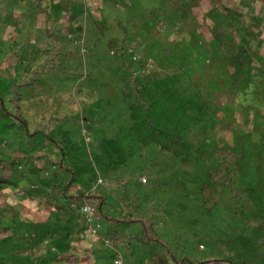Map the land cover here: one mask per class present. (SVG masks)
I'll list each match as a JSON object with an SVG mask.
<instances>
[{"label": "rangeland", "instance_id": "1", "mask_svg": "<svg viewBox=\"0 0 264 264\" xmlns=\"http://www.w3.org/2000/svg\"><path fill=\"white\" fill-rule=\"evenodd\" d=\"M155 1L109 0L107 3L112 5L105 7V0H70V13L59 17L54 26L57 28L63 22L75 25L83 20L85 35L81 32V39L75 37L74 42L72 39L62 40L59 43V63L47 68L43 61L51 57L53 48L50 38L45 36L42 29L40 15L33 11L32 4L20 0L13 15H8V20H0V91L6 87L7 93L10 90L9 83L18 81L24 70L27 69L23 76L25 80L33 76L31 71L37 72V81L23 90L22 97L24 114L31 132L35 128H45L58 139L68 159L79 164L88 161L96 169L98 165L105 166L115 153L123 150V145L119 146L123 129L133 125L131 113L137 101L128 89L127 80L132 75L140 77L142 83L149 84L152 90L158 84L172 81L170 84L174 86L170 88H173L176 96L177 92L179 96L182 95L180 91L189 84L201 87L202 95L210 105L213 104L208 109L212 119L206 115L205 107L201 104L196 110H192L190 105L184 106V110L189 109L199 119L198 127L190 129L186 135L192 152L204 136H214V143H228L239 148L240 137L252 133L260 122L264 125V77L259 74L254 78V83H249L241 75L237 92H222L220 88L227 85L224 81L226 70L223 71L226 65L222 58L224 54L215 44L205 50V39L199 31L195 33V39L190 40L191 37H185L161 17L149 25L136 23L125 33L115 24V20H125L128 6L133 7L135 4L137 11L145 12ZM214 1L202 0V6L194 8L200 23L204 19V13L212 9ZM220 1L238 9L243 16L242 22H237L239 25L244 23L259 32V37L252 41L256 51L252 61L261 73L264 71V14L261 19H255L247 3L249 1L251 5L252 0ZM255 1V7L260 8L263 5L264 13V0ZM45 4L50 6L48 1ZM79 12L87 19L90 18L89 13H93L97 22H87L86 18L81 19L80 14L75 18L74 14ZM103 16L107 17L104 34L100 30ZM207 21L211 23V19ZM119 38L123 41H119ZM114 39L118 41L117 45L122 42L126 47L125 54L130 67L116 61L118 49L108 47V42ZM165 48L171 49V52L166 53ZM19 54L23 59H28V64L22 63ZM213 55L218 58H212ZM221 61L224 63L222 68ZM120 66L123 67L122 71L119 70ZM169 77L173 78L169 81ZM194 91L196 93L197 89L190 88L186 93L199 102L200 97ZM213 106H218V116H215ZM82 114L91 120L84 122L85 119H81V123H77L73 117ZM5 136L6 140L3 141L2 137ZM24 137L25 132L18 126L10 129V132L6 130V133L0 135V153L4 156L27 154L31 149L29 145L26 146L30 139L23 143ZM117 142L118 145H115ZM31 143L34 144V141ZM126 144L139 146L141 141L130 139ZM246 144L251 146L252 142ZM42 146L36 148V159L26 160L23 170H29L34 178V172L41 169V177L55 179L62 171H58L51 162L58 158L60 148L49 144ZM153 150L152 146L138 150L132 158H128V166L124 163L114 173L115 178L111 179L113 183L106 190L112 204L120 203L123 206L124 203L137 201L140 204L138 208L123 206V212L146 211L156 221L160 220L158 231L167 238L178 256H187L193 260L208 256H226L232 258L235 264H264V239L259 238L264 229V213L260 211V206H264V160L260 152L243 161L242 172L237 176L234 187L226 189L217 206L208 213L202 204L200 192L206 169L195 153L185 161L177 159L172 162L168 159V167H171L168 168V157L156 155ZM45 154L51 159H46ZM174 162L175 166L172 164ZM257 162L260 167L256 169ZM54 171L58 174H54ZM122 177L125 181L119 179ZM117 179L119 183L116 182ZM136 179L148 185V188L138 185L143 190H135L130 187V183H136ZM101 180L99 178L98 183L101 184ZM124 184L127 186L126 190L122 188ZM232 189L236 193L235 201ZM14 192L7 199L16 207L22 208L18 219L25 223L24 226L30 231L31 224L37 221L44 224L42 230L49 228V210L38 205L36 201H22L25 198L23 193L16 194V189ZM5 200V196H0V203ZM104 222L106 228L107 223ZM101 227L103 228L102 225ZM123 235L126 237L127 234ZM95 239L89 229L75 240L73 252L69 256L70 262L107 263L110 257L105 250L99 253L92 250ZM126 243L134 253L130 257H124L125 262L146 264L147 252L149 255L151 248H137L138 245L132 240ZM50 247L51 242L42 243L37 250L38 255L52 256ZM28 262V258H24L20 263ZM0 263L12 264L11 257L0 260ZM64 263L69 264L67 260Z\"/></svg>", "mask_w": 264, "mask_h": 264}, {"label": "trees", "instance_id": "2", "mask_svg": "<svg viewBox=\"0 0 264 264\" xmlns=\"http://www.w3.org/2000/svg\"><path fill=\"white\" fill-rule=\"evenodd\" d=\"M25 1L28 4L31 3L33 11L40 15L44 34L51 40L53 54L43 61L44 67L58 64L62 40L72 39L74 42L75 37L81 39L80 33L84 32L83 20L75 25L63 22L56 28L54 23L58 21L59 17L65 16L67 12L70 13V0ZM45 1H48L50 6H47ZM114 1L117 0H111V2ZM18 2L20 0L0 1L1 21L8 20L7 16L13 15ZM107 2L109 0H105V7L112 5V3L108 4ZM247 3L255 15V19H261L264 14L262 12L263 5L260 8L255 7L257 4L255 0H252L251 5L249 1ZM212 4V9L204 13L202 23L198 21L194 12V8L202 6V0H156L155 4L147 8L145 12L143 10L137 11V5L134 4L133 7L128 6L125 20L120 19L114 22L123 31L122 33L127 32L128 28L135 26L136 23L149 25L156 22L160 17L166 23L175 26L178 32L185 37H191L190 40L195 39V33L199 31L201 37L203 35L205 39L203 45L205 50L210 49L215 44L224 54L222 58L226 65L221 61V68L223 65L225 66V69L223 67V71L226 70L224 81L227 85H224L220 90L222 92H229V90L237 92L240 88L239 79L242 78L241 75H244L246 82L249 83H254V78L259 74L264 77V71L262 70L260 73L259 67L257 68V65L252 61L253 55L256 53L252 41L259 37V32H255L254 29L244 23L241 25L237 23L243 20L238 9L220 0H215ZM81 12L74 14L75 18L79 14L81 19L86 18ZM89 16L90 18H86L85 21L90 23L96 21L93 13H89ZM208 19H211V23L207 21ZM106 24L107 17L103 16L100 25L103 34L107 29ZM83 34L85 35V32ZM119 39V41L122 40V38ZM117 42L115 39L110 40L108 47L117 48L116 61L130 67L131 64L125 54L126 47L123 46L122 42L117 45ZM164 51L169 54L171 49L165 48ZM19 57L22 58V55L19 54ZM212 58L217 59L218 57L213 55ZM21 61L28 64V59L22 58ZM146 66L147 63L145 62L144 67ZM122 69L123 67L120 66L119 70L122 71ZM31 72L33 76L25 80L23 76L26 75L27 69L24 70L18 81L9 83L10 90L7 93H5L6 87L0 91V135L6 133V130L10 132V129L18 126L21 131L25 132L26 141L23 140V143L29 142L30 139L26 146L29 145L31 148L27 154L23 155L4 156L0 153V196L6 198L0 203V260H5L10 256L12 264H21L20 262L24 258H28V264H65V260L72 264L69 256L73 252L75 240H78L84 232L89 231L90 223L81 209L87 202L94 207L97 216L92 223L98 230L92 250L96 253L104 250L107 252L106 255L110 258L105 264H114V259L119 254L130 257L134 252L131 251V247L126 242L131 240L135 241L138 245L137 248H145L144 246L149 247L148 249L151 248L149 255L147 252L146 264H235L232 258L226 256H208L196 260L183 255L178 256L167 238L158 231L160 220L156 221L146 211L143 213L123 212V206L132 209L138 208L140 204L137 201V204L132 201V203H124L123 206L120 203L118 205L112 204L113 201L108 199L106 190L113 183H111V179L115 178L114 173L124 163H127L128 166V158H132L142 148L152 146L154 154L168 157L166 158L167 167L170 163L168 159L172 162L177 161V159L185 161L191 154L195 153L206 169V175L200 186L202 204L208 213L212 212L221 200L224 191L234 187L237 176L242 172L243 161L251 159V156L256 152H260L264 160V125L262 122L255 127L252 133L240 137L239 148L228 143H214L212 141L214 136L212 138H210L211 136H204L192 152L186 135L190 129L198 127L199 119L195 117L196 115H192L189 109L184 110V106L190 105L192 110L193 108L196 110L201 104L205 107L206 115L208 114L212 119L208 109L213 104L210 105L202 95L201 87L189 84L180 91L183 97L182 95L179 96L178 92L176 96L173 94V88H170V86H174L170 84L173 77H169L170 83L167 81V84H160L161 86L158 84L156 89L152 90L149 84L142 83L140 77L132 75L127 80L128 89L135 95L137 101L136 107L134 106L131 113L133 125L123 129L122 140L119 142V146L123 145V150L115 153L112 159L104 164L105 166L99 167L98 165V169H96V166L95 168L92 167L88 161L79 164L68 159L67 153L58 139L45 128H35L32 132L29 130L22 97L23 90L31 87L37 81V72ZM121 73L123 74V72ZM262 80L264 83V79ZM190 88L197 89L194 93L200 97L199 102L194 98L191 99L189 93H186ZM216 110H219L218 106H213L215 113ZM215 116H218V113ZM73 118L77 123H81V119H85L84 122L91 120L84 114ZM15 134L18 135L17 132ZM130 139L140 140L141 144L139 146L127 145L126 142H129ZM2 140H6V136L2 137ZM32 141L34 144L31 143ZM246 141L252 142V145H247ZM46 144L60 148L58 158L51 164L62 172L58 174L57 171H54V174H58L55 179L43 178L41 177V169H38L37 172H34L36 175L33 178L29 170H23V165L27 159L35 157L36 148ZM116 144L118 145V142ZM44 156L48 160L51 159L48 154ZM172 164L175 166V162ZM256 166V169L260 167L259 162L256 163ZM99 178H102L101 184L98 183ZM119 179L125 181L123 177ZM116 182L119 183V180L117 179ZM138 185L145 187L144 189L148 188V185L146 186L139 179H136V183L133 181L130 183V187L135 190L139 189ZM122 188L126 190V184ZM143 188L140 187L139 190H143ZM15 189L16 194L23 193L25 198L22 197V201H36L38 205L49 210L47 212L50 220L49 228L42 230L41 227L44 224L37 221L31 224L30 231L24 226L25 223L18 219L22 208L16 207L7 199L10 193H15ZM262 190L264 193V186ZM235 194V190L232 189L234 201ZM124 196L126 197V194ZM260 211L264 213V206H260ZM104 221L107 223L106 228H104ZM256 223L258 224V222ZM124 233L127 234L126 237H124ZM259 238L264 239V229ZM48 242H51L52 247H50L49 252L53 255L50 257L38 255L39 246ZM126 264H131V262Z\"/></svg>", "mask_w": 264, "mask_h": 264}, {"label": "built area", "instance_id": "3", "mask_svg": "<svg viewBox=\"0 0 264 264\" xmlns=\"http://www.w3.org/2000/svg\"><path fill=\"white\" fill-rule=\"evenodd\" d=\"M76 41H79V40H76ZM142 178L144 180L146 179L145 177H142ZM81 209L86 214L87 220L90 223L89 229L91 233L94 236H96L98 234V230L96 227L92 225L95 218H97L94 207L88 203H85ZM114 264H126L124 260V256L122 254L117 255V257L114 259Z\"/></svg>", "mask_w": 264, "mask_h": 264}]
</instances>
